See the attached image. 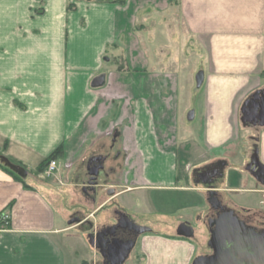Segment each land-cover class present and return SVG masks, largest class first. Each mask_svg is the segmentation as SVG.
<instances>
[{"label":"crops","instance_id":"1","mask_svg":"<svg viewBox=\"0 0 264 264\" xmlns=\"http://www.w3.org/2000/svg\"><path fill=\"white\" fill-rule=\"evenodd\" d=\"M138 1L0 0V264H95L88 248L102 256L122 221L141 239L138 264H190L191 236L177 230L207 199L264 203V0H180L187 84L180 64L154 66L135 49L105 66L110 45L131 44ZM56 187L78 208L57 207ZM154 201L192 213L172 235L153 232L128 209Z\"/></svg>","mask_w":264,"mask_h":264},{"label":"rangeland","instance_id":"2","mask_svg":"<svg viewBox=\"0 0 264 264\" xmlns=\"http://www.w3.org/2000/svg\"><path fill=\"white\" fill-rule=\"evenodd\" d=\"M165 4L163 10L159 12L152 8L147 9L141 0H139L136 5L134 4V7H132L134 15L130 17L133 26L127 28L126 33L123 34L124 38H131V44L129 43L128 46H125L121 42H114V44L110 45L106 51L108 62L105 63V66L115 65V63L118 66L122 63L124 65V59L130 56L129 50L135 49L138 60L144 55L147 60L150 58L151 61H153V65L154 63L158 65L156 63L157 61L158 63L162 62L165 69H171L174 65L177 66L180 64L182 68V70H180V73L182 72V82L184 81L186 84L191 82L193 79L192 75L194 74L195 60L189 55L187 57L180 56L178 59L177 55L187 50L184 46L185 42L182 41L187 36V28L182 18L179 17V15H181L179 11L180 0H166ZM143 46L147 48V50L145 49V53L142 50ZM156 51H161L165 55L163 60L154 56ZM187 52H190L189 49ZM173 54H175L174 57L177 55V58H174L172 56ZM169 77L172 78V75H168V78ZM3 150V147H1L0 158L3 156ZM55 191L59 196V198H55L57 207H61L62 205L67 207L68 210L78 208L77 204L68 202V190L66 188L56 187ZM239 199L236 201V199L227 198L221 199V202L226 209H231L237 216L239 215L244 218L248 225L253 227H264V203L255 201L253 198L244 201ZM162 203L154 201L151 205L145 207V211L141 209L136 211L128 209V212L133 215V219L138 225L148 227L153 232L172 235V232L177 229L179 222L183 219H187L184 217H186L187 214H191L192 211H189L188 208L184 209L181 204L180 208L177 207L173 212L164 214L161 210L165 204ZM213 206V200L210 201L207 199L205 201L204 213L199 212L196 217L190 218L193 229V236H191V239L194 245V254L190 264H192L194 259L198 256L212 254V249L209 245L210 232L208 230V218L211 217L213 211L215 212ZM149 207L152 210H150ZM102 216H104V210L100 211L96 217L100 220ZM141 243V239L137 240L136 247L131 255V259L133 260L130 259L125 264H138L141 261ZM88 249L89 251L87 252L89 256H92L91 260L89 259V263H93L92 260H94L95 264H103V257L94 249ZM83 264H87V261H84Z\"/></svg>","mask_w":264,"mask_h":264},{"label":"water","instance_id":"3","mask_svg":"<svg viewBox=\"0 0 264 264\" xmlns=\"http://www.w3.org/2000/svg\"><path fill=\"white\" fill-rule=\"evenodd\" d=\"M95 85L104 83L103 75L93 80ZM22 175V171L15 169ZM76 218L69 220V223ZM216 230L210 232L209 245L215 252V257L198 256L192 264H264V234L257 233L254 228L247 226L233 213H229L225 220L216 225ZM179 235L190 237L193 235L189 223H181L177 230ZM133 242L117 251L109 247L108 252L102 253L105 264H122L127 258ZM110 258H112L110 260ZM215 260H217L215 262ZM109 261V262H108Z\"/></svg>","mask_w":264,"mask_h":264},{"label":"flooded vegetation","instance_id":"4","mask_svg":"<svg viewBox=\"0 0 264 264\" xmlns=\"http://www.w3.org/2000/svg\"><path fill=\"white\" fill-rule=\"evenodd\" d=\"M213 202H214L213 207L215 209V212L213 211L211 217L208 218L209 232L216 230L215 229L216 225L223 222L225 220V217L229 215V213H233L235 216H237V214H235L233 210L226 209V207L221 202H218V201H213ZM116 212L118 213L119 216H121V212L119 210H116ZM237 218L241 220L242 222H244L245 225L250 226L246 223V220L244 218L240 217L239 215L237 216ZM250 227L254 228V230L257 233L264 234L263 226L261 227L250 226ZM105 237H106L105 239L107 240L109 239V242H105L106 240H102L105 243H101V245L103 246L102 248L104 250V253L106 254L108 252L109 247L115 248L117 251H119V249H121L122 247H125L131 242H134V244L137 242L136 230L130 227L129 224H127L124 221H122L116 229H113L111 231V235H106ZM211 249H212V254L203 256V257H213V256L215 257V252L213 248ZM111 259L112 258H110V260ZM216 261L217 260H215V262ZM103 262L105 263L106 259H103Z\"/></svg>","mask_w":264,"mask_h":264},{"label":"trees","instance_id":"5","mask_svg":"<svg viewBox=\"0 0 264 264\" xmlns=\"http://www.w3.org/2000/svg\"><path fill=\"white\" fill-rule=\"evenodd\" d=\"M111 2H116V3H122L124 2V0H110ZM69 10H72L74 8L73 5H69ZM129 8V7H128ZM7 145V142L4 141L3 143V149H5ZM61 151V145L58 146L57 148H55L47 157H45L40 163H39V166H38V172H42L44 170V168L47 166V164L49 163L50 160H53V159H56V157L59 155ZM26 184V183H25ZM27 185V184H26Z\"/></svg>","mask_w":264,"mask_h":264},{"label":"built area","instance_id":"6","mask_svg":"<svg viewBox=\"0 0 264 264\" xmlns=\"http://www.w3.org/2000/svg\"><path fill=\"white\" fill-rule=\"evenodd\" d=\"M55 170H56V161L53 159V160H50L47 166L44 168V170L40 172V175L44 178L50 177L54 173ZM5 220L7 219H4V221Z\"/></svg>","mask_w":264,"mask_h":264}]
</instances>
